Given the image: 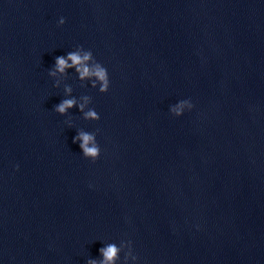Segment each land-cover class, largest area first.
<instances>
[{
  "label": "water",
  "instance_id": "water-1",
  "mask_svg": "<svg viewBox=\"0 0 264 264\" xmlns=\"http://www.w3.org/2000/svg\"><path fill=\"white\" fill-rule=\"evenodd\" d=\"M78 46L106 93L48 75ZM84 95L99 120L54 111ZM109 243L117 264H264V0H0V264Z\"/></svg>",
  "mask_w": 264,
  "mask_h": 264
},
{
  "label": "clouds",
  "instance_id": "clouds-1",
  "mask_svg": "<svg viewBox=\"0 0 264 264\" xmlns=\"http://www.w3.org/2000/svg\"><path fill=\"white\" fill-rule=\"evenodd\" d=\"M65 23L64 18L58 20V26ZM75 69L78 74V79L81 81H89L92 88H97L99 93H106L109 88V77L105 67L97 62L90 50H84L78 46L75 51H70L66 56H58L55 58V63L48 72L50 77H54L57 73L64 75L67 69ZM57 86V84H55ZM72 89L65 87V95L68 96ZM91 103V98L87 95L81 97V102L77 103L75 97L63 99L58 105L55 106L54 111L59 115H65L69 109L76 107L82 113L84 120L97 121L99 120L98 113L88 105ZM193 104L190 100L184 99L178 101L175 105L169 107V112L175 117H180L186 110H191ZM87 108V111L85 109ZM79 143L83 158L95 162L100 156V147L96 141V133H89L83 130L77 132L73 137V143ZM121 246L114 243H109L99 250L102 257L101 260L89 259L87 264H117L120 260ZM129 252L125 255V262L128 257L136 262L137 257L132 253L131 241H127Z\"/></svg>",
  "mask_w": 264,
  "mask_h": 264
}]
</instances>
